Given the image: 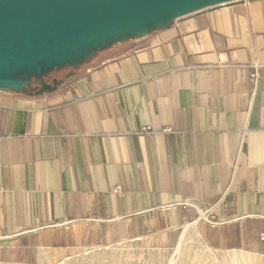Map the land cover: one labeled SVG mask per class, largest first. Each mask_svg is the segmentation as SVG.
<instances>
[{"label": "crops", "instance_id": "1", "mask_svg": "<svg viewBox=\"0 0 264 264\" xmlns=\"http://www.w3.org/2000/svg\"><path fill=\"white\" fill-rule=\"evenodd\" d=\"M35 82L0 90V264L173 248L187 226L211 250L264 258V0Z\"/></svg>", "mask_w": 264, "mask_h": 264}, {"label": "water", "instance_id": "2", "mask_svg": "<svg viewBox=\"0 0 264 264\" xmlns=\"http://www.w3.org/2000/svg\"><path fill=\"white\" fill-rule=\"evenodd\" d=\"M237 1L243 0H0V90L43 84L55 69Z\"/></svg>", "mask_w": 264, "mask_h": 264}, {"label": "rangeland", "instance_id": "3", "mask_svg": "<svg viewBox=\"0 0 264 264\" xmlns=\"http://www.w3.org/2000/svg\"><path fill=\"white\" fill-rule=\"evenodd\" d=\"M178 245L155 249L142 247L136 242H123L109 247L87 248L60 264H264L263 257L211 250L193 230L180 248Z\"/></svg>", "mask_w": 264, "mask_h": 264}, {"label": "bare ground", "instance_id": "4", "mask_svg": "<svg viewBox=\"0 0 264 264\" xmlns=\"http://www.w3.org/2000/svg\"><path fill=\"white\" fill-rule=\"evenodd\" d=\"M192 227L187 226L185 227V229L183 230L182 234H181V242L178 245V248H180L183 245V241L185 240L186 236H188L190 234V231H192L191 229Z\"/></svg>", "mask_w": 264, "mask_h": 264}, {"label": "built area", "instance_id": "5", "mask_svg": "<svg viewBox=\"0 0 264 264\" xmlns=\"http://www.w3.org/2000/svg\"><path fill=\"white\" fill-rule=\"evenodd\" d=\"M251 78L255 79L256 78V74H252ZM143 132H151V130L149 129H144ZM162 133H171L172 131L170 129H164L161 131ZM119 188H117L116 190H114V193H119Z\"/></svg>", "mask_w": 264, "mask_h": 264}]
</instances>
